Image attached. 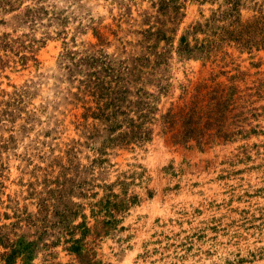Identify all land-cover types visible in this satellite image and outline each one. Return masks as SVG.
Returning <instances> with one entry per match:
<instances>
[{"label": "rangeland", "instance_id": "374dc122", "mask_svg": "<svg viewBox=\"0 0 264 264\" xmlns=\"http://www.w3.org/2000/svg\"><path fill=\"white\" fill-rule=\"evenodd\" d=\"M230 6L0 0V264L72 262L100 218L101 264H264V43L221 31L264 0ZM215 82L232 110L172 141L160 114ZM139 113L151 130L129 137Z\"/></svg>", "mask_w": 264, "mask_h": 264}, {"label": "trees", "instance_id": "16d2710c", "mask_svg": "<svg viewBox=\"0 0 264 264\" xmlns=\"http://www.w3.org/2000/svg\"><path fill=\"white\" fill-rule=\"evenodd\" d=\"M232 1L234 8L238 0ZM223 37L235 40L244 45H260L264 43V14L254 16L244 21L235 18L229 27H222ZM188 42L184 36L180 37L178 49L188 48ZM206 89L204 93H199V86L194 91L190 99L176 110L168 107L160 114L163 132H168L172 141L186 142L194 139L197 143L205 142L199 133V121L205 117V123L212 121H223L233 106L228 107L232 102L231 92L232 84H220L215 82L211 85L202 84ZM137 121L130 118L131 134L129 137H147L150 127L143 125L145 114H137ZM108 215L113 216L119 206H122L121 200H113L105 198L102 204ZM113 218H100L95 220L91 225L83 223L77 224L80 227L79 236L72 239V243L67 245L66 249L73 253L74 261L56 264H101L100 260L95 258V251L88 246L86 236H91V241L96 237L106 233L109 226L113 222ZM54 264V263H52Z\"/></svg>", "mask_w": 264, "mask_h": 264}]
</instances>
